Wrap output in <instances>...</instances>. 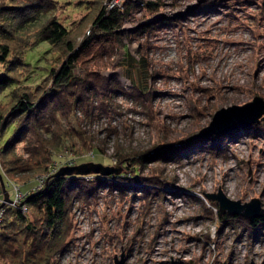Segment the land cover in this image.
<instances>
[{
  "label": "rangeland",
  "instance_id": "1",
  "mask_svg": "<svg viewBox=\"0 0 264 264\" xmlns=\"http://www.w3.org/2000/svg\"><path fill=\"white\" fill-rule=\"evenodd\" d=\"M59 1L60 19L81 41L91 31L95 7L112 0ZM159 1L161 7L154 13L146 12L141 2L124 28L132 31L163 22L131 34L115 56L114 67L101 70L107 76L121 71L125 91L140 84L144 97L118 93L94 116L76 110L61 119L84 135L67 137L66 148L55 155L51 168L81 156L77 164L97 162L118 171L110 174L115 178L100 176L103 183L95 190L72 186L58 234L62 247L48 264H116L123 259L125 264L132 252L139 257L127 264H151L155 252L160 259L156 264H264V221L253 225L248 218L221 214L218 201L206 195L232 182L235 188L227 190L228 197L243 202L258 197L264 207V121L197 137L220 108L264 97V0ZM142 44L147 72L138 62H126L128 55L140 58ZM24 59L34 67L17 73L23 84H34L49 79L50 69L58 68L64 56L41 41ZM75 72L85 73L80 67ZM50 84L44 83L45 89ZM22 146L18 144L16 152L28 157ZM92 146L94 158L88 157L95 154ZM8 175L4 182L12 195L13 183L21 186L35 178L33 172ZM167 196L179 201L183 217L176 219L165 210ZM29 213L32 219L39 216L35 210ZM188 224L200 230H183ZM160 240L166 243L164 254L157 248Z\"/></svg>",
  "mask_w": 264,
  "mask_h": 264
},
{
  "label": "trees",
  "instance_id": "2",
  "mask_svg": "<svg viewBox=\"0 0 264 264\" xmlns=\"http://www.w3.org/2000/svg\"><path fill=\"white\" fill-rule=\"evenodd\" d=\"M141 2L148 13L161 7L159 0H126L116 7L100 3L95 7L91 31L79 41L58 15L62 7L59 0H0V98L3 100L0 102V170L3 178H9L8 174L33 172L34 180L30 177L27 181L30 183L20 186L23 192L37 186L40 175H47L42 187L22 200L27 212H23L20 205L3 207L0 264H48L51 254L62 247L58 234L63 229L72 186L76 184L81 190L90 191L103 183L101 175L96 174H92L95 178L75 173L56 176L51 172L50 163L66 148V138L72 137L71 134L83 139L84 134L78 129L63 125V116L68 117L76 110L94 116L95 110H106V104L118 93L144 97L140 84L125 91L118 73L110 76L101 73L105 67H114L115 56L131 40V34L163 22L160 19L149 25L145 23L132 31L124 28L126 21L133 17L132 10ZM41 41L49 42L63 54L64 60L58 68L50 69L49 79L23 84L19 70L34 67L25 61L24 53ZM144 47V44L140 47L142 53L138 60L128 55L126 62H138L140 69L147 72L149 60ZM90 62H94V66H87ZM78 67L85 73H76ZM48 80L51 84L45 89L44 83ZM5 135V142L1 144ZM18 144L23 145L28 157L18 155ZM108 176L115 178V175ZM7 190L12 198V190ZM4 198L0 181V201ZM32 210L39 214L35 219L29 213ZM249 221L257 225L264 217Z\"/></svg>",
  "mask_w": 264,
  "mask_h": 264
},
{
  "label": "water",
  "instance_id": "3",
  "mask_svg": "<svg viewBox=\"0 0 264 264\" xmlns=\"http://www.w3.org/2000/svg\"><path fill=\"white\" fill-rule=\"evenodd\" d=\"M121 74V71H115ZM123 79V76H121ZM264 121V97L256 95L253 100L244 104H234L228 107H222L217 110L213 116L210 124L201 129L197 137H208L212 135H220L234 130H238L245 126H250L254 123ZM171 146V145H170ZM159 148H167L166 145H161ZM118 171L116 167L106 166L97 162H86L75 165L62 166L55 173L56 176H69L77 174L80 176L88 175L91 173L110 175L113 172ZM0 181L4 188V201L0 205L5 206L7 203H11L9 192L6 188L3 175L0 170ZM208 198L218 201L220 213L226 212L242 216L248 219L262 218L264 216V207L262 201L258 197L252 198L250 201L243 202L242 200L232 199L228 197L222 189H219L217 193H207ZM123 260H117L116 264H123Z\"/></svg>",
  "mask_w": 264,
  "mask_h": 264
},
{
  "label": "bare ground",
  "instance_id": "4",
  "mask_svg": "<svg viewBox=\"0 0 264 264\" xmlns=\"http://www.w3.org/2000/svg\"><path fill=\"white\" fill-rule=\"evenodd\" d=\"M123 80H124V82H129V80L127 79V78H125L124 76H123ZM221 188H222V190L225 192V194H229L228 192H227V190L229 191V190H232V189H234L235 187H234V184L232 183V182H226L225 184H223L222 186H221ZM191 193H198V192H191ZM167 198L168 199H166L167 201V203L164 205L165 206V210H167V211H171L173 214H174V216H175V218L176 219H178V218H181V217H183L184 215H185V210L184 209H182V207H181V204L179 203V201L178 200H176V199H174V198H171V197H168L167 196ZM168 204L170 205V204H173V206L172 207H170V206H168ZM181 210H183L184 212H182ZM81 221L82 222H84V220L83 219H81ZM183 230H194V231H198V230H200L199 228H195L194 227V225H191V224H188L186 227H184L183 228ZM165 240H160V247L158 246L157 248L160 250V253L159 254H164V253H166V251H167V249H166V247H165ZM176 244H177V241H175V244H173V246L174 247H176ZM228 246H230L231 247V245L229 244ZM190 249L193 251V247H190ZM239 250L237 251V252H239L240 251V248H238ZM155 256L156 257H153L152 259H151V264H156L155 262L156 261H158V263H159V261H160V259H159V257L157 256V252H155ZM82 257L83 258H85L86 257V255L84 254V255H82ZM139 257V255L138 254H136V253H134V252H132L131 254H128V257H127V261H126V263L125 264H127L128 262L130 263H133V261L134 260H136V258H138ZM131 258V260H129ZM85 261H83V263H84ZM124 262H125V259H124ZM123 262V263H124ZM157 263V264H158Z\"/></svg>",
  "mask_w": 264,
  "mask_h": 264
},
{
  "label": "built area",
  "instance_id": "5",
  "mask_svg": "<svg viewBox=\"0 0 264 264\" xmlns=\"http://www.w3.org/2000/svg\"><path fill=\"white\" fill-rule=\"evenodd\" d=\"M108 5H109V7L122 6V2H121V0H112V1H110V4H108ZM75 161L76 160H74V162H66V165H73V164H75ZM57 164L58 163H55L54 166H52L53 167V168H51V172L52 173H56L58 171V169L60 168V167H58L59 165H57ZM84 176L88 178V177H92L93 175L91 173V174H88V175H83V177ZM45 179H46V177L44 176L43 179L39 181V184L37 186L33 187V189L28 191V192H23L21 190V187H20L19 184L13 183L14 186L12 187V189H13L14 195L12 197V202L9 203V204L20 205L22 211L23 212H27V207L22 204V200L24 199V197L27 194L33 193V192L37 191L39 188H41L43 183H44V181H45ZM3 201L4 200H1L0 203L3 202ZM1 211L2 212L0 213V222L2 220V216H3V212H4V208L3 207L1 209Z\"/></svg>",
  "mask_w": 264,
  "mask_h": 264
}]
</instances>
